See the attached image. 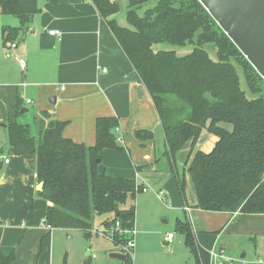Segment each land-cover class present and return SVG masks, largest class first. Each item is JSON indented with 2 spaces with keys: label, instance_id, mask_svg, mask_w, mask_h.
<instances>
[{
  "label": "trees",
  "instance_id": "trees-1",
  "mask_svg": "<svg viewBox=\"0 0 264 264\" xmlns=\"http://www.w3.org/2000/svg\"><path fill=\"white\" fill-rule=\"evenodd\" d=\"M91 2L153 102L169 170L182 199L187 203L188 178L195 207L201 210L264 213L263 78L198 0H125L122 22L115 17L122 9L120 0ZM0 9L18 19L17 27L2 28L4 42H14L39 7L38 0H0ZM157 44L171 47L156 48ZM187 44L192 49L185 55L172 48ZM22 101L17 93V115ZM32 118L31 124L8 120L6 132L15 154L35 156V179L42 182L37 195L47 201L44 222L52 228L78 229L87 237L95 218L103 214L110 217L102 226L118 222L119 230L132 227L135 207L129 201L143 186L134 178L98 170L104 148L124 150L115 135L118 119L97 117L95 142L85 145L64 137L66 121L51 118L49 112ZM203 131L216 141L208 152H193ZM134 136L143 142L152 140L154 133L138 129ZM187 142L189 163L179 168L175 156ZM21 215L25 226L31 225L33 206L22 207ZM175 225L195 264H208L209 254L196 245L188 218L177 219ZM47 235L48 231L41 240ZM128 238L117 229L112 242L118 247ZM13 258V253L0 254V264H11ZM128 263L127 257L123 264Z\"/></svg>",
  "mask_w": 264,
  "mask_h": 264
},
{
  "label": "crops",
  "instance_id": "crops-1",
  "mask_svg": "<svg viewBox=\"0 0 264 264\" xmlns=\"http://www.w3.org/2000/svg\"><path fill=\"white\" fill-rule=\"evenodd\" d=\"M38 7L14 42H4L2 28L17 27L18 19L0 9V254L13 253L11 264H123L110 256L118 247L92 232L87 237L78 229L53 228L41 240L47 233L41 227L47 201L37 195L35 156L15 154L7 139L6 122L19 118L18 93L22 108L30 105L31 117L47 111L66 121L62 134L76 143L94 144L97 117L118 119L115 135L124 150L104 148L98 170L134 178L148 192L129 201L135 207L133 264H195L182 239L165 226L182 219L181 212L188 216L200 249L208 254L222 250L232 264H264V213L201 210L195 207L188 178L187 203L182 199L153 102L91 0H38ZM138 129L151 130L154 138L140 142L134 136ZM197 147L198 141L193 152ZM189 151L187 142L177 152L179 168L187 167ZM29 205L33 221L25 226L21 210ZM108 217L97 216L93 229ZM236 251H242L239 257Z\"/></svg>",
  "mask_w": 264,
  "mask_h": 264
},
{
  "label": "water",
  "instance_id": "water-1",
  "mask_svg": "<svg viewBox=\"0 0 264 264\" xmlns=\"http://www.w3.org/2000/svg\"><path fill=\"white\" fill-rule=\"evenodd\" d=\"M264 80V0H198ZM21 108L20 112H26ZM42 189V182L39 183ZM111 257L124 261L114 249Z\"/></svg>",
  "mask_w": 264,
  "mask_h": 264
},
{
  "label": "rangeland",
  "instance_id": "rangeland-1",
  "mask_svg": "<svg viewBox=\"0 0 264 264\" xmlns=\"http://www.w3.org/2000/svg\"><path fill=\"white\" fill-rule=\"evenodd\" d=\"M121 1V3H122V9H120L119 11H118V13H116L115 14V17H117V19L119 20V22H122L123 20H124V5H125V0H120ZM152 5V4H151ZM146 7V6H145ZM143 11V8H141L140 10H139V12H142ZM156 46V48H159V47H171L170 45H166V44H157V45H155ZM172 48L173 49H175V51H176V53L178 54V55H185V54H187V53H189L190 51H191V49H192V45L191 44H187L186 46H182V47H178V46H172ZM239 74H240V76L241 77H243L242 76V74H241V72L239 71ZM241 79H243V78H241ZM242 86L244 87V85L242 84ZM25 108H28L27 109V111L26 112H23V113H21L18 117V121L19 122H21V123H28V124H31L32 123V115H31V113H32V109H31V107H30V105H25ZM216 140V136H214V135H212V134H210V133H208V132H206V131H203L202 133H201V135H200V137H199V139H198V149H200L201 151H203V152H208V151H210L211 150V148H212V146H213V143H214V141ZM191 187V186H190ZM191 190H192V188H191ZM148 192H144V191H140V192H138V194H140V196L139 197H143V196H141V195H145V194H147ZM137 194V193H136ZM137 194V195H138ZM136 196V195H135ZM39 199L40 200H42V199H44V198H42V197H39ZM156 200H158V201H160L159 199H156ZM181 215V218L182 219H184L185 217H184V213H180ZM185 216H187L186 214H185ZM187 218H188V216H187ZM176 222V221H175ZM95 225V224H94ZM165 226L166 227H168L169 228V230L168 231H170V232H172L173 234H175L176 235V237L178 236L180 239H182V241H183V244H184V237H183V234L182 233H180V232H178L177 230H176V225H175V223L173 224H165ZM162 246L164 247V248H166V249H164V250H170L171 248H170V246L169 245H164V244H162ZM156 250H159L158 248L156 249ZM160 250H162V249H160ZM250 252L251 251H248V257H250V256H252L251 254H250ZM189 255H191L189 252H187ZM242 253V251H239V252H235V256H237V257H239V255ZM234 254V253H233ZM63 256H64V253L61 251V250H59L58 251V258H60V259H62L63 258ZM191 257H192V255H191ZM247 257V258H248Z\"/></svg>",
  "mask_w": 264,
  "mask_h": 264
},
{
  "label": "built area",
  "instance_id": "built-area-1",
  "mask_svg": "<svg viewBox=\"0 0 264 264\" xmlns=\"http://www.w3.org/2000/svg\"><path fill=\"white\" fill-rule=\"evenodd\" d=\"M50 34H59L58 30H50ZM11 47H14L15 44L11 43ZM28 101V100H27ZM6 161V160H5ZM142 190H145L144 187ZM41 227L44 228L46 231H51L53 228L44 222V220L41 222ZM119 224L116 222L114 225H109V226H101L98 229H92L91 232L107 237L112 241V237L114 236V233L118 229L119 232H124L129 235V238L127 239L126 243L118 246L119 251L121 253L125 254L126 258L128 257L129 263L128 264H133L134 263V235L136 233L134 225L132 224V227L124 230H119ZM168 237H172V234H168ZM209 264H232V259L227 258L222 250H216V251H210L209 253Z\"/></svg>",
  "mask_w": 264,
  "mask_h": 264
}]
</instances>
